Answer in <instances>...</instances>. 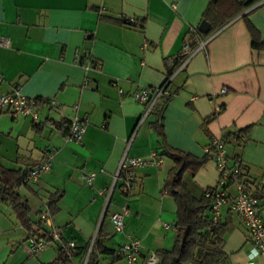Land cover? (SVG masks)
I'll return each instance as SVG.
<instances>
[{
	"label": "crops",
	"instance_id": "1",
	"mask_svg": "<svg viewBox=\"0 0 264 264\" xmlns=\"http://www.w3.org/2000/svg\"><path fill=\"white\" fill-rule=\"evenodd\" d=\"M209 1L0 0V40L9 41L0 45V94L18 88L37 101L36 122L0 113V165L25 170L53 152L48 171L16 191L31 221L48 233L51 227L39 216L50 197H58L50 224L60 234L32 256L26 230L0 200V264H53L58 247L70 251L67 264H83L94 235L95 264H130L115 252L131 239L141 246L134 264L170 251L178 230L175 200L163 191L173 166L166 152L190 155L198 163L186 169L182 181L200 198L219 180L215 162L205 158L214 139L225 138L231 166H238L236 159L242 164L264 220V49L252 46L248 29L250 24L264 45V0L210 36L198 37ZM196 39L207 40L205 47L175 73L184 42L195 48ZM173 74V96L140 123L145 107L131 92L153 91ZM76 118L88 123L79 142L67 140L64 130ZM129 142V157L149 159L155 153L162 164L136 168L133 190L125 196L118 183L105 208L107 197L99 192L111 186ZM228 192L234 195V188ZM123 208L124 230L115 233L110 215ZM221 223L227 226L225 264H260L249 259L245 228L229 205L221 208Z\"/></svg>",
	"mask_w": 264,
	"mask_h": 264
},
{
	"label": "built area",
	"instance_id": "2",
	"mask_svg": "<svg viewBox=\"0 0 264 264\" xmlns=\"http://www.w3.org/2000/svg\"><path fill=\"white\" fill-rule=\"evenodd\" d=\"M207 40L197 39L195 42V48L192 47L191 42H184L180 57L181 62L175 73L181 71L187 65L191 57L205 47ZM0 45L9 46V41H1ZM90 59H88L89 61ZM92 63H94L92 61ZM94 66V65H93ZM174 73V74H175ZM173 75H169L163 84L155 90L148 88H138L131 92L130 97L144 105V114L140 120L143 119L151 112V110L160 101H164L173 96L171 89V82ZM2 77H0V82ZM121 92V91H120ZM9 112L12 115H23L31 117L33 122L37 121V105L34 99L27 98L22 95L18 88H15L10 93L0 94V113ZM85 119H74L64 126L65 135L67 140L79 142L87 126ZM52 129H56L57 125L54 123L49 124ZM130 142L119 162L118 168L113 176L112 184L109 188L103 189L99 192V195L106 196V205L111 197L114 188L119 183V189L121 193L127 196L133 188L136 186V177L134 170L147 165L160 166L162 160L158 158L157 154L153 153L149 159H140L129 157L127 151ZM205 153L209 159L213 160L216 164V168L219 174V180L216 190L208 191L206 196H213V203L211 206V220L214 224L221 222V208L224 205H229L231 210L241 220L246 234L245 240L248 247V257L251 261L255 259L261 260L260 264H264V220L260 216V209L257 198L248 191V185L245 177L242 175L241 170L237 165L231 166L228 162V158L225 152V142L222 139L212 140L206 147ZM53 159V152H49L45 160L38 166L31 168L25 174V181L27 184H34L38 181L41 174L48 171L50 168V162ZM94 177V174H90L86 177V183L90 184ZM234 188V195H230L228 188ZM104 208V210H105ZM127 215V209L123 208L121 212H114L110 215V221L112 223L115 233H122L124 230V216ZM40 221L48 224L51 227L49 236L51 241L58 240L60 238L59 231L53 228L50 224L51 216L50 211L47 209L40 213ZM95 237L93 236L88 249L87 255L83 264H87L89 254L93 249L95 243ZM29 252L32 256H37L47 246V242L43 239L31 237L28 240ZM70 248L74 247L73 243H69ZM140 243L131 239L128 243L120 246L115 254L127 260L130 264H134L140 254ZM147 264H157L159 258L151 254L147 260Z\"/></svg>",
	"mask_w": 264,
	"mask_h": 264
},
{
	"label": "trees",
	"instance_id": "3",
	"mask_svg": "<svg viewBox=\"0 0 264 264\" xmlns=\"http://www.w3.org/2000/svg\"><path fill=\"white\" fill-rule=\"evenodd\" d=\"M258 1L260 0H217L216 2L210 0L203 15V21L209 24L210 29L204 34L197 31L195 35L198 37L201 35L203 37L210 36ZM248 29L252 36V46L257 49H264L257 32L250 24H248ZM169 99L164 100V102ZM35 102L37 104L36 100ZM156 114L158 118H161V110H158ZM247 133L248 128L240 131L237 139L240 141V136L244 137ZM222 140L224 141L225 138ZM166 154L172 160L173 166L164 183L163 191L175 200V228L178 230V235L174 247L170 251L163 250L158 253L157 257L160 264H225L227 255L223 251V237L227 231V226L225 223L214 224L212 222L210 214L213 196H206L208 191L216 190L217 187L206 190L200 198L193 197L182 181V175L191 164L196 163L195 160L190 155L180 152L170 151ZM205 158L209 159L207 155ZM236 164L244 176V168L238 159H236ZM34 167L36 165L31 168ZM31 168L15 171L0 165V200L8 203L12 208L19 223L27 232V240L36 237L50 243L49 233L43 230L41 222L33 223L31 221L29 207L16 191L21 186H28L25 181V174ZM55 198L58 197H50L48 209L51 214L54 211L52 207L56 201ZM102 252L108 253V250L102 249ZM70 255L69 250L58 247L57 258L53 264H67ZM87 264H95L93 249L89 254Z\"/></svg>",
	"mask_w": 264,
	"mask_h": 264
},
{
	"label": "water",
	"instance_id": "4",
	"mask_svg": "<svg viewBox=\"0 0 264 264\" xmlns=\"http://www.w3.org/2000/svg\"><path fill=\"white\" fill-rule=\"evenodd\" d=\"M214 2H216L217 0H213ZM210 26L206 21H202V23L199 26V31L201 33H206L209 30Z\"/></svg>",
	"mask_w": 264,
	"mask_h": 264
},
{
	"label": "rangeland",
	"instance_id": "5",
	"mask_svg": "<svg viewBox=\"0 0 264 264\" xmlns=\"http://www.w3.org/2000/svg\"><path fill=\"white\" fill-rule=\"evenodd\" d=\"M260 262H261V260H260Z\"/></svg>",
	"mask_w": 264,
	"mask_h": 264
}]
</instances>
